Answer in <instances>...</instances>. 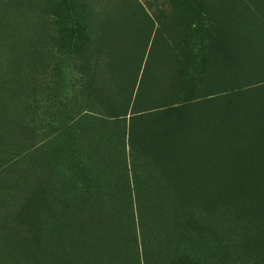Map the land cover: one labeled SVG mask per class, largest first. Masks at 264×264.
<instances>
[{
  "label": "trees",
  "instance_id": "16d2710c",
  "mask_svg": "<svg viewBox=\"0 0 264 264\" xmlns=\"http://www.w3.org/2000/svg\"><path fill=\"white\" fill-rule=\"evenodd\" d=\"M75 3L60 29L57 0H0L1 16L29 26L0 18L42 71L58 54L77 61L81 112L69 130L95 178L92 194L62 199L89 260L45 252L41 189L13 218L15 243L31 251L20 264H264V0H82L81 24ZM19 75L3 102L11 139L28 130L12 109L30 94ZM68 227L57 226L63 246Z\"/></svg>",
  "mask_w": 264,
  "mask_h": 264
},
{
  "label": "rangeland",
  "instance_id": "374dc122",
  "mask_svg": "<svg viewBox=\"0 0 264 264\" xmlns=\"http://www.w3.org/2000/svg\"><path fill=\"white\" fill-rule=\"evenodd\" d=\"M148 1L151 5L171 2V0ZM57 2L59 10L54 21L56 28H63L64 23L61 20L65 22V16L75 15L69 10L66 11V8L73 2H76V10H78L76 14L77 20L80 21L78 23H82V0H57ZM20 16V13L7 12L2 13L0 18L2 17L4 22L7 21L11 26L29 28L28 25H21ZM5 25L0 21V51H2V60H0V199L2 194L0 219H2V225L5 220L9 222L6 228H0V232L2 231L0 264L3 261L6 264H20L21 258L18 253L26 254L29 250L31 254L30 249L23 244L15 243V238L21 235L18 232L19 224L13 218L29 193L38 192L41 189L44 190L43 196L46 199L49 198L51 210L56 211V214L52 211L48 213L47 221L39 220V229H44L43 233L39 232L37 235L45 243L43 247L45 252L53 256L54 253L64 251L65 254H63L69 262L78 261L80 263L82 260H89L82 236L74 234L75 231L80 232L81 224L77 222V226H72L73 219L66 215L70 208L64 210L62 205L63 198H66L67 205H72L76 194L84 191L92 194L95 190L93 184L95 178L89 167L90 163L85 157L79 156V149L72 144L78 132L74 134V131L69 130V128L72 129L71 124H73L74 117L81 112V106L73 96L82 86L75 66L77 61L71 53L58 54L55 60H52V65L42 71L41 67L31 58L30 53L32 52L29 53L30 55L27 54L24 50L28 48L24 47V44ZM5 57L10 60L9 63L4 60ZM12 73L17 76L23 73V80L27 79L26 88L30 93L17 98L16 107H12L20 117L21 124L26 123L28 127V130H14L11 133L14 139L10 138L6 124H2V114H8L6 107L4 108L5 103L3 104L4 96L12 95L11 92L7 93L5 86ZM11 80L13 81V78ZM8 88L10 89V85ZM92 113L98 115L94 109ZM25 151H31L29 159L23 157ZM117 171L114 173V178L118 187L114 184V190L125 194L129 187L125 180L122 181L117 177ZM129 179L131 182L130 177ZM62 220L70 225L64 233L67 236L68 246H63L54 240L58 237L56 235L57 226L63 222ZM23 229L27 231V234L29 233L24 226ZM63 247L65 248L61 251ZM101 255L103 257V253Z\"/></svg>",
  "mask_w": 264,
  "mask_h": 264
},
{
  "label": "crops",
  "instance_id": "0c3cea01",
  "mask_svg": "<svg viewBox=\"0 0 264 264\" xmlns=\"http://www.w3.org/2000/svg\"><path fill=\"white\" fill-rule=\"evenodd\" d=\"M0 200H1L0 203L2 204V194H1V199ZM0 220H1L0 228L2 229V219H0ZM0 252H1L0 258L2 260V231L0 232Z\"/></svg>",
  "mask_w": 264,
  "mask_h": 264
}]
</instances>
